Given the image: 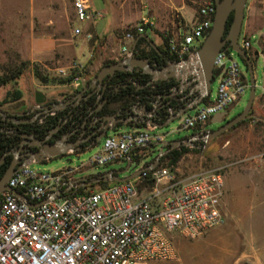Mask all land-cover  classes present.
<instances>
[{
  "label": "built area",
  "instance_id": "obj_1",
  "mask_svg": "<svg viewBox=\"0 0 264 264\" xmlns=\"http://www.w3.org/2000/svg\"><path fill=\"white\" fill-rule=\"evenodd\" d=\"M260 2L264 20V0ZM215 4L213 0H204L195 12L192 24L180 12L175 13L177 31L163 35L179 61L166 59L159 67L162 68L160 77L152 76V89L156 88L155 83L162 82L166 86L165 97L176 99L181 92L183 100L192 98L185 105L198 96L193 90L196 85L194 75H186L190 69L175 68L174 65L189 60L201 47V39L205 40L212 28ZM73 5L75 20L79 23L73 28V34L77 36L83 33L82 24L101 13L93 10L91 0H73ZM144 9L148 10V15L141 16L136 24L128 25L120 38L119 56L132 57L134 40L155 31L156 20L147 6ZM258 43L259 51L255 50V53L260 56L264 54V32ZM239 44L252 59V53H249L252 43L246 34ZM237 56L239 54L232 46L217 54L215 96L202 105H192L180 117L179 130L192 129L195 134L190 137L204 136L210 130L212 117L222 112L228 114V110L248 92L251 87L249 72ZM81 68L82 64L78 62L71 66L70 75L75 76L69 83L71 87L78 88L87 81ZM175 72L183 75V79L172 77ZM60 73L65 70L61 69ZM155 97L150 102L139 101L133 108L151 105L148 119L160 123L163 108L169 117L185 106L175 109L162 104L161 95ZM42 105L36 103V109ZM38 121L42 123L44 116ZM139 124L140 127L126 131L112 129L114 132L104 138L101 149L87 164L108 166L143 162L141 174L131 181L116 182L101 189L90 186L84 189L80 188L83 185L76 181L79 178L74 174L85 165L43 171L32 167L38 163L35 158L23 162L9 179V188L0 192V264H150L167 261L177 256L176 234L197 239L224 223L223 171H203L185 178L177 175L172 166H160V161L155 167L156 158L159 154L164 155L169 145L155 125L150 122ZM155 151L158 154L153 156ZM76 152L71 150L68 154ZM136 155L140 156L139 162L133 161ZM95 176L87 177L93 179Z\"/></svg>",
  "mask_w": 264,
  "mask_h": 264
},
{
  "label": "rangeland",
  "instance_id": "obj_2",
  "mask_svg": "<svg viewBox=\"0 0 264 264\" xmlns=\"http://www.w3.org/2000/svg\"><path fill=\"white\" fill-rule=\"evenodd\" d=\"M10 1L5 0L8 3L6 12H4L5 8L0 11V76L16 71L21 66L25 69L17 80L0 86V102L8 92L17 89L22 90L25 95L21 100L0 106L2 109L9 110L12 106L26 103L28 100L32 102L38 90L47 92L48 97L53 96L54 98L61 96L64 91H70V82L60 83L59 80L69 78L70 68L77 62H82L81 71L87 78V75H93L98 71L104 60L105 62L115 60L118 55L119 39L128 24H136L141 16L148 15V10L144 9L145 6L148 7L150 14L164 13L166 8H168V13H175V9L163 5L167 0H91L93 10L104 14V17L97 22V33L106 29L109 32L114 26L116 27L114 32L109 34L113 39L112 37L110 40L99 39L98 47L94 49L95 39L87 38L86 34L74 37L72 33L73 28L79 25L75 20L73 0H50L52 6L50 10L42 7L43 0H36L33 22L35 35L52 36L59 43L58 49L51 57L36 60L26 52V36L32 24L24 20L19 25L22 32L19 33L20 38L17 39L13 29L15 24L1 17L15 15L14 9L10 7ZM18 2L22 15L26 18L31 13V0H18ZM203 2L204 0H185L186 7L182 9V13L190 24ZM248 3L254 5L256 14L253 16L250 29L247 28L246 17L239 41L241 42L246 34L252 43V50L249 53H252L256 79V97L252 113L257 117L248 119L212 139L202 151H199L200 146H196L195 143L186 145L190 151L172 166L177 175L185 178L203 171L214 169L223 171L225 175L223 200L225 221L197 239H186L176 234L174 237L176 258L150 264H231L232 252L236 250L244 253L240 264H264V54L255 55V50L259 51L258 38L264 32V23L260 0H248ZM158 33L162 35L159 30ZM201 41L204 42V39ZM101 46H105V54L102 51L99 52ZM236 58L245 68L241 57ZM61 69H64L65 73H60ZM37 73L47 77L49 82H44ZM215 88L216 81L212 84L213 94ZM249 93L250 88L243 98L228 110L229 119L245 108ZM259 120L263 123H259ZM180 124L181 118H176L167 126L157 128V131L164 135L166 141L190 137L193 130H179ZM209 127L216 129L219 124L211 123ZM129 129L131 128L121 126L117 131ZM113 132L111 131L110 134ZM103 141L104 138L95 146L49 161L38 162L32 167L43 171H58L63 168L85 165L74 174L75 178L126 168L127 163H115L108 166L87 165L89 159L101 149ZM201 141L203 140L195 142ZM152 154L156 156L158 152L155 151ZM142 166L143 162L133 164L127 173H122L120 176L129 175L141 169Z\"/></svg>",
  "mask_w": 264,
  "mask_h": 264
},
{
  "label": "flooded vegetation",
  "instance_id": "obj_3",
  "mask_svg": "<svg viewBox=\"0 0 264 264\" xmlns=\"http://www.w3.org/2000/svg\"><path fill=\"white\" fill-rule=\"evenodd\" d=\"M135 56L143 58L138 51ZM146 58L150 59L154 68H159L166 62L163 56L157 60ZM126 59L128 58L119 56L114 63ZM114 63L105 62L102 67ZM101 68L78 88L71 87L61 100H48L43 107L37 109L35 103L24 112L0 110L5 112L0 115V121L3 122L1 130L7 135L20 138L17 144L7 148L0 159V171L6 166L2 176L14 160L23 163L34 157L49 161L68 154L71 150L81 151L97 145L112 129L126 124V111H129L131 106L144 99L156 98L154 92L157 85L163 84L157 82L156 88L152 89V75L144 68L131 63H125L113 75L107 74L103 79H95ZM139 76H143V84ZM142 90L148 93H142ZM42 116L44 121L39 123L38 119ZM15 118L27 121L17 123ZM22 124L30 125L29 131L20 133L18 126ZM21 134H30L32 137H24ZM54 152L61 154L53 155ZM91 185L80 188L85 189Z\"/></svg>",
  "mask_w": 264,
  "mask_h": 264
},
{
  "label": "water",
  "instance_id": "obj_4",
  "mask_svg": "<svg viewBox=\"0 0 264 264\" xmlns=\"http://www.w3.org/2000/svg\"><path fill=\"white\" fill-rule=\"evenodd\" d=\"M247 2L248 0H215L216 13L209 35L205 38L203 44L197 50L196 54L192 58L181 64L174 65L175 68H178L180 66L181 68L190 69V71H188L186 75L187 76L194 75L196 79V85L194 86L193 90H196L198 92V96L195 97L192 102H189L188 105H185L182 109L170 114L169 117L162 123H158L150 118L148 119V115L151 113V109L147 105H143L144 107L143 109L145 111V115L143 116H141L139 113L135 114L132 111L133 106H131V109L129 110L130 116L128 118L126 117L127 122H136V123L150 122L151 124L155 125L157 128H163L167 126L174 119L180 118L187 110L191 108L192 105H197L199 103H202L203 99L211 93L212 84L215 81V71H214L215 57L217 56L218 53H220L223 50V48L227 46H232L233 49L239 54L244 65L246 66L249 72L251 87H250L249 99L245 108L236 116L230 119H228L227 113L224 112L214 115L212 117L211 123L219 124V127L216 129H210L204 136L188 137L181 140L166 141L165 143L170 145L171 148H176L182 145L193 144L196 140L201 139L205 142V145H208L212 139L220 136L227 130L235 127L240 122L251 118H256L257 116L254 113H252V108L256 97V79L254 75L253 61L250 58V56L247 54V52L239 44V38L242 32L243 23L245 19ZM232 13L234 14L233 23L230 29L226 32V25ZM141 37L146 38L150 42V44L161 54V51H159L154 40L150 37V35L143 34L135 40L131 49L132 52L131 58H128L120 62H116L114 64H108L103 66L101 70L98 72V74L95 76V79L96 78L103 79L107 74L113 75L116 72V70L120 69L125 63H131L132 65L142 67L144 68V70H146L155 78L160 77L159 74L161 73L162 68H154L151 64L150 59L148 58H140L135 56L136 47ZM172 77L178 80L183 79V75L177 74L176 72L175 74H172ZM46 101H47V97L44 94V92L40 90L36 91L35 102L37 104H44ZM4 114H5L4 111H0V115H4ZM109 117L113 118L114 116H109ZM14 121L17 123H23L26 122L27 120L15 118ZM21 135L24 137H32V135L30 134H21ZM167 152L168 150H166L164 153ZM60 154L61 153L59 152L53 153V155H60ZM161 156L162 155L159 154L158 157L156 158L154 163L155 167L159 164ZM33 158L34 157H32V159ZM35 159L36 162H42L44 160L43 158H35ZM1 162L2 161H0V163ZM22 165L23 163H20V161L18 160H14L12 162L10 167L7 169L6 173L0 179V192L9 188L8 186L9 179L11 178L13 173ZM130 167H131V162H128L126 168L122 170L106 172L103 175L95 176L92 180H90V178L86 176V177H81L76 181L81 182V185L83 186L91 185L93 183H98L101 181L104 182L131 181L141 174L143 168L129 175L121 177L120 174L127 173L130 170Z\"/></svg>",
  "mask_w": 264,
  "mask_h": 264
},
{
  "label": "crops",
  "instance_id": "obj_5",
  "mask_svg": "<svg viewBox=\"0 0 264 264\" xmlns=\"http://www.w3.org/2000/svg\"><path fill=\"white\" fill-rule=\"evenodd\" d=\"M9 3H10V7H12L14 9L13 12L15 13V15H13V16L12 15L11 16L10 15L9 16L8 15H3L1 17H2L3 20L9 19L11 23L15 24L13 29L16 32V36L15 37L17 39L20 38L19 33L22 32V28H20L19 25L21 23H23L24 20H26V22H30L32 24L31 25V29L30 30L28 29L27 36H26L27 37V46H26L27 47V51H26L27 54L32 59H36V60H43V59L51 57L55 53V51L58 49L59 43H58V40L55 39L52 36H36L35 35L33 22H34V17H35V8L37 6L36 0H31V13L28 14L26 16V18L22 15L21 7H19L18 0H11ZM6 5L8 6V3L5 2V0H0V11H1L2 8H5L4 12H6ZM38 5H40V4L38 3ZM163 5L165 7L168 6V7L172 8V9H175V13L176 12H180L181 14H183L182 13V9L184 7H186L185 0H167V2H164ZM42 7L43 8L46 7L48 10H50L51 7H52L51 4H50V0H43ZM167 9L168 8H166L164 13H162V12H157L155 14L151 13V15L156 20L157 26H156L155 31H153L152 33H149V35L154 40L155 44H158V45L163 43V38L161 37L162 35L158 33V30L161 31L162 34H164L166 32H175V31H177L176 19L174 17L175 13L174 14L168 13ZM2 13H3V10H2ZM100 13H101V16H96L93 19H90L89 21H87L84 24H82V28H83V33L82 34H86L87 38L92 37L93 39H95V45L93 44L94 45V49H96V47H98V40L99 39L107 38V39L110 40L112 36H110L109 34L113 33L114 30L116 29V27L114 26L112 28V30L109 31V32L106 29V30H104V31H102L100 33H97V31H96L97 22H98L99 19H102L104 17V14L102 12H100ZM255 14L256 13H255L254 5L253 4H249L247 2L246 11H245V19H244L243 25L245 24V20H246V17H247L246 24H247V28L248 29H250V27L252 25L253 16ZM261 16H262V19H263L262 11H261ZM262 22L264 23V20H262ZM128 25H130V24H128ZM72 33H73V30H72ZM77 36L74 35V37H77ZM114 38L117 39V37L115 35H114ZM112 39H113V37H112ZM157 39H158V41H157ZM135 40H134V42H135ZM89 42H90V40H89ZM134 42H133V44H134ZM119 45H120V39H119ZM101 51L104 52V54L106 53L105 46L99 47V52H101ZM255 54L257 55V52ZM117 57H119V54L115 57V60L117 59ZM95 62L93 64H95ZM104 62H105V60H104ZM104 62H102L100 64V67L98 68V70L102 67ZM80 63L82 64V62H80ZM87 76H88L87 79H90L93 75H87ZM216 87H217V82H216ZM42 92H44V91H42ZM212 92H213V89L211 91V94L207 95L203 99V102L201 104H199V105H202V104L212 100L214 98V96H215V93L213 94ZM215 92H216V88H215ZM66 93L67 92L64 91V93L61 96H57L56 98H54L53 96L48 97L47 96V92H44V94L47 97V101L48 100L49 101L61 100ZM24 95H25V93L23 92L22 98L24 97ZM178 98H181V100H183V97L181 96V92H180V96H178ZM191 99L192 98H188V100H183V101H185V103H187ZM35 103L36 102H35V94H34V98H33L32 102H29V100H28V102H26V103H23V104H20V105H17V106H12L11 110H9V109H4V110H7L9 112H15V113L16 112H24V110H26L28 108H31V106H33ZM142 103H144V102H142ZM149 107H152V106L150 105ZM132 111L135 114H138V113H140V115L141 114L142 115L145 114L144 113V109L142 107L141 108L134 107V108H132ZM129 114H130V112L126 111V117L127 118L130 116ZM123 126H127V127H130V128H133V127H140L141 124L136 123V122H127V120H126V124H124ZM208 129H210V127ZM232 253L233 254L231 256V261H232L231 264H240L244 253L242 251H239V250H236L235 252H232Z\"/></svg>",
  "mask_w": 264,
  "mask_h": 264
},
{
  "label": "trees",
  "instance_id": "obj_6",
  "mask_svg": "<svg viewBox=\"0 0 264 264\" xmlns=\"http://www.w3.org/2000/svg\"><path fill=\"white\" fill-rule=\"evenodd\" d=\"M213 2L215 3V0H213ZM216 6V4H215ZM233 19H234V14L232 13L228 19L227 25H226V32L230 29L232 23H233ZM162 38H163V43L158 45L156 44L157 48L159 49V51H161V54L158 52V50H156L151 44L150 42L144 38L141 37L138 41L137 47H136V51H138L141 56H143V58L146 57H151L154 60L159 59L161 56H163L165 59L168 60H172V61H179V59L177 58V56H175L174 54L171 53L170 51V47L168 45V39L164 37V35L162 34ZM111 63H114V60L111 61ZM25 67L21 66L19 67L16 71H12L11 73L5 74L0 76V86L5 85L11 81L17 80L24 72ZM38 76H40V78L44 81V82H49L48 78L41 75L40 73H37ZM75 76L72 75L67 79H61L59 80L60 83H67V82H71L73 80ZM140 79L143 78V76H139ZM140 82L143 84L144 81L141 79ZM165 88L166 86L163 84H158L157 85V89L154 92L155 94L161 95L162 96V104L164 105H168V106H172L175 109H179L181 107H183L186 103L185 101L181 100V98H176V99H171L168 97H165ZM142 93H148L146 90H142ZM23 96V92L20 89H17L13 92H8L6 94V96L3 98V100L0 102V106L7 104V103H12L15 101H18L22 98ZM145 102H150L149 100L144 99ZM0 110H2V108H0ZM162 114L161 117L162 119L160 120V123L164 122L167 118H168V114L165 110V108H163L162 110ZM247 120H244L242 122H240L239 124H237L235 127L239 126L240 124L246 122ZM259 123H263L262 120H259ZM3 127V122L0 121V159L3 157L4 153L6 152L7 148H9L10 146H12L13 144H17L18 141L20 140L19 136H13V135H7L6 133H4L1 129ZM31 126L28 124H22L20 126H18V131L20 133L29 131V128ZM233 127V128H235ZM232 129V128H231ZM228 131V130H227ZM195 134V133H193ZM188 138V137H187ZM196 146H200L199 147V151H202L204 149L205 146V142L201 141V142H194ZM168 152L165 153L164 155L161 156L160 158V166H174L175 164H177V162L181 159V157L183 155H185L186 153H188L190 151V148L186 145H182V146H178L176 148H171V146L169 145L167 147ZM139 155L134 156L133 161L135 162H139ZM6 168V166L1 169L0 171V179L2 176V173L4 172V169ZM102 174H98L97 176L103 175ZM116 183L115 181L113 182H98V183H93L90 188L93 189H101V188H106L108 186H110L111 184ZM81 192H84L83 189L80 190Z\"/></svg>",
  "mask_w": 264,
  "mask_h": 264
}]
</instances>
